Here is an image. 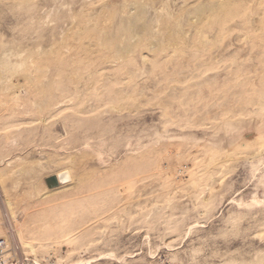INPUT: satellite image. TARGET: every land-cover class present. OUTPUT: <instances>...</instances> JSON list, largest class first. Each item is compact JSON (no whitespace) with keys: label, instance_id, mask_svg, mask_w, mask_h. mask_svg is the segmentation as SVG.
Masks as SVG:
<instances>
[{"label":"rangeland","instance_id":"rangeland-1","mask_svg":"<svg viewBox=\"0 0 264 264\" xmlns=\"http://www.w3.org/2000/svg\"><path fill=\"white\" fill-rule=\"evenodd\" d=\"M0 237L1 264H264V0H0Z\"/></svg>","mask_w":264,"mask_h":264},{"label":"built area","instance_id":"built-area-1","mask_svg":"<svg viewBox=\"0 0 264 264\" xmlns=\"http://www.w3.org/2000/svg\"><path fill=\"white\" fill-rule=\"evenodd\" d=\"M7 248H8L7 240L5 238L0 237V258H2L4 252L7 250ZM15 249H16V247H15ZM4 263L5 262H3V260H2V264H4ZM0 264H1V262H0Z\"/></svg>","mask_w":264,"mask_h":264},{"label":"bare ground","instance_id":"bare-ground-1","mask_svg":"<svg viewBox=\"0 0 264 264\" xmlns=\"http://www.w3.org/2000/svg\"><path fill=\"white\" fill-rule=\"evenodd\" d=\"M58 177H59V181H60V183H64V182H65V179H66L65 176H63V175H58Z\"/></svg>","mask_w":264,"mask_h":264}]
</instances>
